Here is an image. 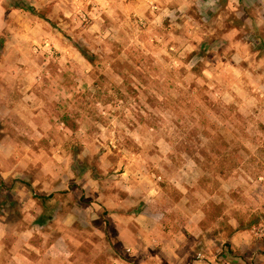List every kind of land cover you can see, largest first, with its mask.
<instances>
[{
    "label": "rangeland",
    "instance_id": "374dc122",
    "mask_svg": "<svg viewBox=\"0 0 264 264\" xmlns=\"http://www.w3.org/2000/svg\"><path fill=\"white\" fill-rule=\"evenodd\" d=\"M6 1L0 0V84L15 94L24 84L31 99L16 106L24 117L1 114V123L22 127L20 140L28 148L0 145V155H42L51 178L57 164L64 168L66 190L57 192L52 222L76 206L88 207L82 189L87 177L106 189L131 186L144 194L152 187L160 199L142 202L139 210L178 213L173 221L186 234L178 248L181 264H192L199 252L210 264H264V236L256 234L264 227V5L19 0L34 11L14 9L6 20ZM75 42L96 55V64ZM23 168L22 178H0L8 241L24 239L17 230L37 218L23 220L19 189L24 186L35 201V194H45L24 181L41 169L34 163ZM49 184L51 193L56 184ZM196 207L206 215L202 221L190 215L197 240L185 229V214ZM99 211L97 221L109 226ZM233 225H251L244 233L247 252L238 258L229 244ZM33 237L37 244L40 234ZM114 243L99 250L97 264H138Z\"/></svg>",
    "mask_w": 264,
    "mask_h": 264
},
{
    "label": "crops",
    "instance_id": "0c3cea01",
    "mask_svg": "<svg viewBox=\"0 0 264 264\" xmlns=\"http://www.w3.org/2000/svg\"><path fill=\"white\" fill-rule=\"evenodd\" d=\"M12 10L14 9L6 13L4 10L3 15L6 20L12 16ZM8 88L9 85L6 87L5 83L0 84V131L5 137L0 140V145L13 150H25L27 144L20 140V136L24 132L20 130L22 127L12 124L13 127L11 128L5 123H1L4 119L1 114L12 112V117L17 120L21 116L24 117L25 114L18 111L16 106L18 103L21 105L23 102L27 103V100L31 99H28L30 94L26 92V85L24 84L17 94L11 93ZM2 104H4L3 107ZM11 134L14 137L10 136ZM32 163L36 164L41 171L37 172L35 176L32 175V177L26 175L24 181L27 184L25 183V185L30 184L33 188H38L39 192H44L47 195L66 190L64 168L57 164V168H59L57 175L51 178L44 168L48 166L46 164L49 162L47 159L44 160L42 155L38 157L35 154L12 153L6 159L0 155V167L2 168L0 178L5 181L9 175L17 177L19 174L22 175L18 178H22L25 174L23 170L26 169L23 168V165L29 167ZM87 178L82 183V189L85 196L90 197L88 207L80 210L76 206L72 209L74 213L68 212L65 218L59 215L58 220L56 219L54 222L52 220L42 228L35 225V218L31 219L28 226L17 230V233L20 231V236L24 234L23 241L18 237L10 241L6 239L9 223L4 220L3 213L0 212V264H97L99 262V250L101 251L102 248L105 250H108V248L113 249L116 241L129 253L128 256L134 258L135 263L138 262V264H146L147 262L181 264L184 261V256L178 253V248L183 243L186 234L175 223L179 217L178 213L173 214L169 210L163 213L164 211L153 210V207L144 208L142 212H138L140 211L139 207L143 204L142 202L148 204L149 202L158 201V198L160 199V196L156 195L155 188L147 187L144 194L132 190L131 186L129 188L106 189L95 178ZM51 180L56 186L49 193V181ZM20 181H23V179ZM24 191L23 186L17 192V199L21 204L20 210L23 220H26L32 216L37 217L40 215L42 209L37 201L28 198ZM139 203L140 205H137ZM170 203L169 201L168 205ZM160 204L164 207V203L161 202ZM100 209H103V213H106L110 221L109 226L108 223L100 224L97 221ZM195 209L196 212L190 209L187 214H185L186 212L184 214L190 219V225L185 226V229L197 240L201 236L196 233L195 227L197 224L192 225L191 222H194V220L190 217H197L202 221L206 215L202 208L196 207ZM71 217L72 221L68 222L67 219L70 220ZM87 217H89V221ZM109 230L113 232L115 237L110 236ZM234 230L235 233L229 244H231L233 255H239L235 257L238 258L241 256L239 252H247L243 240L244 233L248 230H243L237 226H234ZM35 233L40 234V241L37 244L33 241ZM86 233L89 238H86ZM241 248L245 250L242 251ZM257 253L262 254L260 249H257ZM110 257L111 260H120L118 256L110 255ZM192 264H210V262L204 260L203 254L199 252L197 257L193 259ZM225 264L242 263L241 261L227 260Z\"/></svg>",
    "mask_w": 264,
    "mask_h": 264
},
{
    "label": "trees",
    "instance_id": "16d2710c",
    "mask_svg": "<svg viewBox=\"0 0 264 264\" xmlns=\"http://www.w3.org/2000/svg\"><path fill=\"white\" fill-rule=\"evenodd\" d=\"M261 5H264V0H258ZM220 6L221 2L217 3ZM11 9H20L25 11H34L31 6H26L25 4L21 3L19 0H7L5 3V13L10 11ZM80 54L89 62L91 65L96 64V55L92 53L90 49H88L85 45L79 42L73 43ZM5 42H0V49L4 48ZM80 174V173H78ZM0 186V190H1ZM57 192L52 193L50 195L46 194H35L34 198L39 202V206L42 209L40 215L37 216L35 219V225L39 228L46 226L49 222H51L55 216V212L57 210V199H56ZM139 213L142 212L141 210L138 211ZM251 225L242 226L241 229L249 230Z\"/></svg>",
    "mask_w": 264,
    "mask_h": 264
},
{
    "label": "built area",
    "instance_id": "2783aa9c",
    "mask_svg": "<svg viewBox=\"0 0 264 264\" xmlns=\"http://www.w3.org/2000/svg\"><path fill=\"white\" fill-rule=\"evenodd\" d=\"M259 233H261V235H263V236H264V227L260 228V229H259V232H258V233H256V234H259Z\"/></svg>",
    "mask_w": 264,
    "mask_h": 264
}]
</instances>
